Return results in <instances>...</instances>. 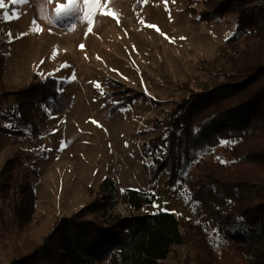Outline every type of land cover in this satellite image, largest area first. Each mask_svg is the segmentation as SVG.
Segmentation results:
<instances>
[{
  "label": "rangeland",
  "instance_id": "rangeland-1",
  "mask_svg": "<svg viewBox=\"0 0 264 264\" xmlns=\"http://www.w3.org/2000/svg\"><path fill=\"white\" fill-rule=\"evenodd\" d=\"M135 2L101 0L97 6L80 0L79 19L65 18L63 26H57L51 22L54 10L67 0H30L27 4L3 0L4 87L10 93L21 90L37 74L55 78L59 95L45 103L38 101L39 111H33L38 137L0 133V168L4 158L22 155L24 174L37 198L33 219L25 230L16 229L17 219L5 208L0 222V264L8 261V242L20 246L40 242L56 219L80 209L93 196L95 202L107 204L104 213H98L103 218L161 211L191 217L193 208L184 183L166 184L165 172L150 183L146 166L151 159L142 144L158 134L153 123L173 101L189 90L212 86L227 70L222 49L233 32L234 16L229 13L198 21L185 11L187 0H141L139 8ZM193 5L203 8L202 0H194ZM110 80L132 90L127 93L122 88L119 99L138 92L145 99L136 98L110 113L114 104ZM12 101L10 95L2 103L3 110L12 109ZM6 114L0 110V125L16 128L17 123ZM212 156L227 164L226 145L214 148ZM127 189L143 194L139 208L122 198ZM182 252L175 248L169 262L182 264ZM108 260L96 264H108ZM220 260L222 264H246L230 243L220 249Z\"/></svg>",
  "mask_w": 264,
  "mask_h": 264
},
{
  "label": "trees",
  "instance_id": "trees-1",
  "mask_svg": "<svg viewBox=\"0 0 264 264\" xmlns=\"http://www.w3.org/2000/svg\"><path fill=\"white\" fill-rule=\"evenodd\" d=\"M193 3L187 0L185 11L198 21L233 14L234 29L222 49L227 70L212 86L173 101L153 123L158 134L142 144L151 159L146 166L150 183L161 172L170 186L184 183L191 217L161 211L103 218L98 213L107 204L93 196L56 219L40 242H8L6 264H96L106 258L108 264H172L168 259L177 247L183 251L182 264H222L220 249L227 243L246 264H264V0H202L201 9ZM3 63L0 50V110L17 126L0 125V133L36 138L40 130L33 111H39L38 101L58 97L57 80L33 74L27 87L10 93L2 82ZM108 85L112 114L136 98L145 99L141 92L119 99L122 88L132 90L115 80ZM10 95L13 108L3 110ZM221 141H235L225 143L227 164L212 156ZM24 164L22 155H13L0 168V222L10 208L18 231L32 221L37 200ZM122 198L136 208L144 201L134 189L125 190Z\"/></svg>",
  "mask_w": 264,
  "mask_h": 264
},
{
  "label": "snow or ice",
  "instance_id": "snow-or-ice-1",
  "mask_svg": "<svg viewBox=\"0 0 264 264\" xmlns=\"http://www.w3.org/2000/svg\"><path fill=\"white\" fill-rule=\"evenodd\" d=\"M13 4H27L30 3V0H11ZM46 2L51 3L52 0H46ZM84 4H93V5H99L101 3V0H83ZM80 0H67L66 4H57V7L54 10V16L51 18V22L53 24H56L57 26H63V22L65 18H73L74 19H79L80 13H81V8H80ZM5 4L3 3V0H0V9L4 8ZM95 15V14H93ZM13 17H15V13H13ZM8 13L4 14V19H8ZM18 18V17H15ZM36 21L35 19L33 20V26H35ZM149 27H155L153 25H149ZM42 30V29H41ZM51 31V29H49ZM11 35V34H9ZM27 33H21L20 36H25ZM227 38V37H226ZM83 47V45H81ZM43 63V61H42ZM115 71V70H114ZM8 127H11V125H8ZM55 131V130H54ZM222 144L225 143H235V141H221ZM179 183V182H178ZM156 206V205H154ZM158 207V206H156ZM199 223V222H198ZM215 231V230H214Z\"/></svg>",
  "mask_w": 264,
  "mask_h": 264
},
{
  "label": "bare ground",
  "instance_id": "bare-ground-1",
  "mask_svg": "<svg viewBox=\"0 0 264 264\" xmlns=\"http://www.w3.org/2000/svg\"><path fill=\"white\" fill-rule=\"evenodd\" d=\"M71 30H72V29H71ZM57 33H59V36H60V37H63V38H66V39L69 38V37H66L67 35H66L65 33H63V32H57ZM57 33H56V34H57ZM73 124L76 125V123H75L74 121H73Z\"/></svg>",
  "mask_w": 264,
  "mask_h": 264
}]
</instances>
